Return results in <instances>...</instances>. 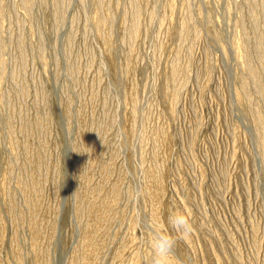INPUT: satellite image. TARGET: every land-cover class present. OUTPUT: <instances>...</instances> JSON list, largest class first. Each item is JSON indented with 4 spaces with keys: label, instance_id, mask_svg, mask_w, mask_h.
I'll use <instances>...</instances> for the list:
<instances>
[{
    "label": "rangeland",
    "instance_id": "1",
    "mask_svg": "<svg viewBox=\"0 0 264 264\" xmlns=\"http://www.w3.org/2000/svg\"><path fill=\"white\" fill-rule=\"evenodd\" d=\"M179 211L180 264H264V0H0V264H152Z\"/></svg>",
    "mask_w": 264,
    "mask_h": 264
},
{
    "label": "clouds",
    "instance_id": "2",
    "mask_svg": "<svg viewBox=\"0 0 264 264\" xmlns=\"http://www.w3.org/2000/svg\"><path fill=\"white\" fill-rule=\"evenodd\" d=\"M168 223L176 235H172L167 231L152 233L150 241L152 264H172L174 260L176 264H180L175 257L177 241L191 239L196 230L192 218L184 211L170 215Z\"/></svg>",
    "mask_w": 264,
    "mask_h": 264
}]
</instances>
